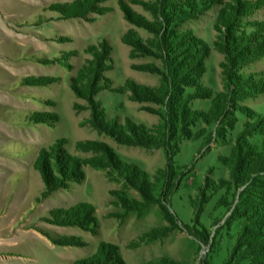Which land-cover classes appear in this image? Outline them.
I'll return each mask as SVG.
<instances>
[{
  "label": "rangeland",
  "instance_id": "1",
  "mask_svg": "<svg viewBox=\"0 0 264 264\" xmlns=\"http://www.w3.org/2000/svg\"><path fill=\"white\" fill-rule=\"evenodd\" d=\"M0 264H264V0H0Z\"/></svg>",
  "mask_w": 264,
  "mask_h": 264
}]
</instances>
